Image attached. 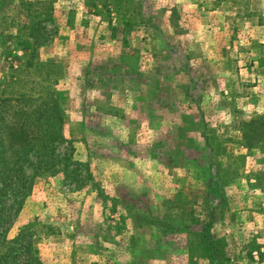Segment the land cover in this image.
<instances>
[{"label":"rangeland","instance_id":"1","mask_svg":"<svg viewBox=\"0 0 264 264\" xmlns=\"http://www.w3.org/2000/svg\"><path fill=\"white\" fill-rule=\"evenodd\" d=\"M83 1L0 0V76L32 28L58 66L57 150L90 173L36 177L8 238L29 227L43 264H205L188 246L210 220L228 264H264V147L241 137L264 119V0H130L125 28Z\"/></svg>","mask_w":264,"mask_h":264},{"label":"trees","instance_id":"2","mask_svg":"<svg viewBox=\"0 0 264 264\" xmlns=\"http://www.w3.org/2000/svg\"><path fill=\"white\" fill-rule=\"evenodd\" d=\"M129 1L84 0L82 14H106L109 20L110 15H115L122 19L120 23L125 28L133 18L128 14ZM11 38L12 48L27 52V56L16 63L8 62L10 52L6 50L2 58L6 72L0 76V248H4L0 264H43L32 253L29 227L8 238L23 199L34 179L44 173L70 177L77 184L90 180V173L84 164L73 161L67 151L57 150L63 142L64 123L59 92L52 88L59 74L57 64L36 58L39 44L32 28L16 30ZM243 128L241 137L247 150L252 146L264 147L262 117L251 118ZM73 165L84 167L72 168ZM81 170L83 176L79 174ZM198 226L188 252L205 264H228L225 247L210 232V220ZM258 256L264 259V251Z\"/></svg>","mask_w":264,"mask_h":264}]
</instances>
